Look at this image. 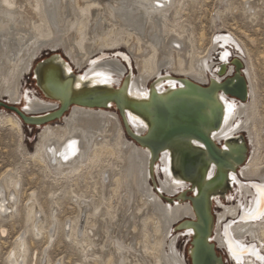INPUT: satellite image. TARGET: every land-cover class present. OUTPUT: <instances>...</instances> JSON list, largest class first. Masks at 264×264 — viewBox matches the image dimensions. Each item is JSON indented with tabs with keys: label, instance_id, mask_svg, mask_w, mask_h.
<instances>
[{
	"label": "bare ground",
	"instance_id": "1",
	"mask_svg": "<svg viewBox=\"0 0 264 264\" xmlns=\"http://www.w3.org/2000/svg\"><path fill=\"white\" fill-rule=\"evenodd\" d=\"M221 3L223 9L217 11L214 23L221 14L241 12L249 23H261L264 39V0H245L239 7L231 5V0H221ZM186 6L185 0H0V101L6 99L9 106L23 104L20 111L28 117L51 113L58 108L56 102L29 97L22 89L24 76L42 49H63L74 66L60 62V69L50 70L64 77L78 74L75 89L84 85L119 87L128 75L127 95L138 100L147 97L149 85L156 79L158 92L165 90L166 85L174 87V82L165 81L164 85L159 80L163 75L191 79L202 85L212 79L219 82L220 71L227 65L226 71L233 73L230 62L235 57L240 58L248 86L247 101L233 106V101L227 102L220 96L222 125L211 137L215 145H223L226 140H221L244 132L250 157L237 175H229V184L235 189L237 199L235 206H224L219 198L214 199L220 212L215 214L214 237L210 241L216 243L218 250H225L231 264H257V258L249 251L237 257L233 247L239 250L253 242L264 256V150L261 143L264 128L259 126L257 117L259 97L254 66L247 49L240 46L241 41L236 39L237 45L225 34H217L206 52L195 55L190 31L185 22H179ZM200 38L202 41L203 36ZM121 47L128 53L115 52ZM181 50L189 58L188 65L179 54ZM218 50V59L213 64L212 52ZM132 60L137 68L136 76L130 74ZM170 72L174 74H168ZM11 113L0 112V128L15 132L22 141L23 123ZM55 122L53 126L37 127L41 132L33 153H27L21 141L20 147L23 158L42 168L45 178L63 191L49 194L48 216L36 194L30 193L22 206L23 234L16 238L7 263L27 264L25 236L28 233L35 239L45 233L44 238L51 243L59 227L62 231L68 227L63 233L65 241H70L81 254L83 261L79 264H89L88 259L93 264H187L176 253V239L169 241V236L173 224L194 218L192 207L189 203L169 204L163 197L171 200L188 186L173 176L169 153L161 154L153 162L149 151L133 143L124 130L126 124L133 134L140 136L146 125L130 113L122 120L116 112L75 106ZM155 172L162 176L158 191L150 188ZM79 179L89 189L87 196L73 190V187L78 188ZM20 184V177L10 173L0 179L1 221L11 220L19 212ZM257 193L263 196L258 198ZM63 195L69 197L77 211L69 223H61L55 214L54 208ZM96 195L99 197L94 202ZM256 201L259 211H256ZM149 231L152 240L146 238ZM5 234L6 230L0 226L1 237ZM185 234L190 238L192 232L185 229ZM226 241H231L230 253L226 252ZM124 244L129 245L133 259L128 257Z\"/></svg>",
	"mask_w": 264,
	"mask_h": 264
},
{
	"label": "water",
	"instance_id": "2",
	"mask_svg": "<svg viewBox=\"0 0 264 264\" xmlns=\"http://www.w3.org/2000/svg\"><path fill=\"white\" fill-rule=\"evenodd\" d=\"M45 52L48 58L36 63L31 74L43 95L42 98L56 102L58 108L52 113L36 117L25 116L19 109L6 103L0 102V108L15 113L24 125L34 127H43L47 123L62 119L74 106L90 110L112 109L122 120L127 113L141 120L146 125V130L140 136L133 134L128 125L123 123L127 137L138 147L147 149L153 162L161 154L169 153L173 176L188 186L178 193L175 200L165 201L172 205L177 202L189 203L192 207L194 218L180 220L175 226V230L186 229L192 232L190 238H187L190 245L189 264L229 262L225 255V258L217 255L219 250L210 241L215 220L214 199H223L230 189L229 175L236 174L237 169L247 161L248 143L246 135L240 133L237 138H231L223 148L215 145L211 136L222 125L220 96L227 102L233 101V106L247 101L248 86L241 59H232L233 73L229 74L225 67L220 71L222 79L219 82L212 79L208 84L202 85L191 79L163 76L159 80L164 85L165 81L174 82V87L166 85L165 90L158 92L156 79L149 85L147 97L138 100L127 95L128 75L119 87L84 85L75 89L73 85L78 74L64 77L62 73L51 71L52 68L60 69V62L65 65L67 62L60 55L54 54L53 50L48 49ZM260 196L263 195L257 193V197ZM259 208L256 201V211ZM262 212L263 208L260 209V213ZM229 243L231 241H226V252L230 253ZM233 247L237 257L240 253L249 251L258 261L263 260V255L253 244H247L239 250L235 245Z\"/></svg>",
	"mask_w": 264,
	"mask_h": 264
},
{
	"label": "rangeland",
	"instance_id": "3",
	"mask_svg": "<svg viewBox=\"0 0 264 264\" xmlns=\"http://www.w3.org/2000/svg\"><path fill=\"white\" fill-rule=\"evenodd\" d=\"M244 1L245 0H231L230 4L239 7ZM185 2L187 4V6L185 7L186 11L183 14L181 13L182 16L179 15L178 18H180L181 16L182 19L180 18L179 22H185L188 27V32L190 31V42L194 45H192V52L195 55L206 52L210 47L211 42H213L217 38V34L218 36L225 34L229 38L233 39L237 43V45L241 41L240 46L247 49V52L250 55L254 66V73L258 88V123L260 124V127L264 128V39L262 36L261 23H249L240 15L241 12L236 15L221 14L220 19L216 20V22L214 23L213 20L216 19L217 11H222L223 9V3H221V0H185ZM200 36H203L202 41L200 40L202 38H200ZM236 39L239 40V42ZM217 46L222 49V47H220V43H218ZM230 48L233 47H229L228 49ZM46 50L47 49H42L39 52L38 58L33 62L30 71L24 76V79L22 81V89L23 91H26L28 93L29 97L34 96L43 99V95L31 73L32 68L34 67L33 65L38 63L40 60L48 58V56H46ZM51 50L55 51L54 54L60 55L61 58H63L66 62L70 63L71 66H74L73 62L65 55L61 47ZM115 52L123 55V53H128V50L121 47ZM213 52L211 58L213 64H215L218 59L216 55L219 50ZM179 54H182V60L186 65H188L190 61L186 53L182 52L181 50ZM131 63L132 69H130V74L132 73L133 76H136L138 73L137 68L134 65L133 60L131 61ZM226 68H228L227 65L225 66V69ZM162 71L164 74H166L164 70ZM168 74L174 73L170 72ZM3 100L4 101L0 102L6 103V99ZM20 104L13 107L20 110L23 108V104ZM1 111L6 112L7 114H12L9 110L3 108H0V112ZM53 111H51V113ZM108 111L115 113V111H113L112 109ZM259 115H261V117ZM55 124H57V122L52 121L45 124L43 127L49 125L53 126ZM22 126V141L19 139V136L15 132L10 131L8 128H0V179L4 174L10 173L13 176H19L21 183V189H19L21 190V195L19 196V212L11 220H0V226H2L6 230L5 237H1L0 235V264H8L6 261L8 254L12 250L16 238L19 235L23 234L24 226L22 224V206L24 205L30 193L34 192L36 194V198L43 207L45 215L48 216L49 208L51 206V198L49 194L53 192H56L58 194L59 191H63V189L59 188V186L53 183L51 179L45 178L46 176L44 175L42 168L36 166L34 163H32V161L25 160L23 158V148L20 147V141L23 143L27 153H33L38 135L41 131L38 130L40 127L37 129V127L34 126L24 124ZM261 143L262 149L264 150V129L262 132ZM247 157L248 160L250 156ZM247 162L245 163V165L247 164ZM160 174L161 173L157 174L155 172V174L150 179V185H152L150 188H152L154 191H158L159 189V180L162 177ZM78 184V188L73 187L74 192L76 194L83 193L84 196H87L89 194V189L85 188L83 180L79 179ZM234 190V188L229 189L224 195L225 199H220L222 205L235 206L237 199H235L234 197ZM97 191L99 190L97 189ZM187 196H189V194H187ZM97 197H99V195H96L94 197V202L96 201ZM177 197L178 195L170 199L175 200ZM228 197L231 198L227 199ZM163 199L167 200L166 197H163ZM57 205L58 207L54 208L56 212L55 214L59 218L61 223H64V221L69 223V220L75 218L77 211L72 206V203L69 201V197L67 195H63ZM215 207L216 208L214 212L216 214L220 212V208L216 205ZM40 217L42 218L43 216H41L40 214ZM228 222L229 220L226 223H223V225L227 224ZM177 223L179 222H176L171 227L169 241L176 239L174 243L176 253L184 258L187 264H189L188 253L190 245L187 239L188 237H186L185 230H175V226L177 225ZM58 229L59 230L56 233L57 235L55 234L51 243H49L48 238H44L46 237L45 233H43V237L41 236L39 237V239H35V237H33L30 233L25 236L28 248L27 264H79L83 261L81 254H79V252L75 250L74 245L70 241H65L66 238L63 233L68 229V227L63 228L64 231H62V227H59ZM150 233V231L147 233L149 236L147 235L146 238L152 240L153 236L152 233ZM214 244L217 247L216 243ZM123 248L128 251V257L130 259H133L131 252H129V245L124 244ZM224 252L225 250L220 249L219 252H217V255H223V258H225V256L228 258V256ZM33 257H35V259H33ZM88 260L89 261L85 259V261H87L89 264H93L90 259ZM228 261L229 262L226 263L231 264L229 258Z\"/></svg>",
	"mask_w": 264,
	"mask_h": 264
},
{
	"label": "flooded vegetation",
	"instance_id": "4",
	"mask_svg": "<svg viewBox=\"0 0 264 264\" xmlns=\"http://www.w3.org/2000/svg\"><path fill=\"white\" fill-rule=\"evenodd\" d=\"M123 64H124V62H123ZM124 66H125V68L127 69V65L126 64H124ZM127 73H128V71H127ZM241 133H244V132H241ZM235 134H237V133H235ZM235 134H233L232 136H234L235 138H237L239 135H240V133L238 134V135H235ZM245 134V133H244ZM227 137L226 139H223V140H221V141H224V140H226L225 142H224V147H225V144L228 142V141H230L231 140V138H233V137ZM238 143V142H237ZM247 143V142H246ZM223 145H220L219 144V147H223ZM223 147V148H224ZM242 167V166H241ZM241 167H239L238 169H237V171H236V174H234V175H237L238 174V171L241 169ZM229 186H230V184H229ZM230 189H231V187H230ZM223 198H224V196H223ZM237 202V201H236ZM263 206V205H262ZM247 244H249V243H247ZM250 244H253V245H255L253 242H251ZM255 260V259H254ZM255 262L257 263V264H264V256H263V260H262V262H257V260H255ZM225 264H227V263H225Z\"/></svg>",
	"mask_w": 264,
	"mask_h": 264
}]
</instances>
